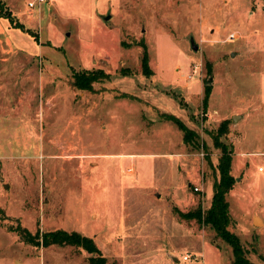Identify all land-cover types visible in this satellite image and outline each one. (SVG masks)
Here are the masks:
<instances>
[{"label":"rangeland","instance_id":"obj_1","mask_svg":"<svg viewBox=\"0 0 264 264\" xmlns=\"http://www.w3.org/2000/svg\"><path fill=\"white\" fill-rule=\"evenodd\" d=\"M99 68L110 77L76 85ZM221 122L228 228L264 264V0H1L0 264H89L23 234L58 228L93 237L108 264H232L177 212L210 205Z\"/></svg>","mask_w":264,"mask_h":264},{"label":"trees","instance_id":"obj_2","mask_svg":"<svg viewBox=\"0 0 264 264\" xmlns=\"http://www.w3.org/2000/svg\"><path fill=\"white\" fill-rule=\"evenodd\" d=\"M140 45L142 46V72L145 75H149L152 73V69L148 62L147 47L144 42H141ZM75 75L76 85L84 88H89L91 85L90 83L93 80L100 79L102 77H110V73L104 71L103 68L80 74L76 73ZM209 94L210 88L206 87L202 98L204 105L207 103ZM177 98L181 104L183 101L182 97L179 96ZM165 116L171 119L179 127V129L182 130L185 141L195 142V139L198 137V133L195 130L191 129L174 113H167ZM223 123L225 122H221L217 131L212 134L213 144L215 147L219 148L220 153L215 165V168L218 171V177L212 184L210 205L207 208H202L201 205H198L193 210L185 212L178 210L177 212L185 218L195 217L200 223L209 225L215 231L216 236L227 242L231 247L232 264H258L247 256L246 249L241 243L239 236L228 228L231 221V215L229 212V202L226 198V194L233 187L235 177L231 173L233 148L230 144L221 139V135L226 132V126ZM23 234L26 235L28 241H36L38 244L42 245L56 243L79 246L90 253L87 257L89 264H108L107 258L101 253L100 248L94 241L93 237L79 231H67L65 229L58 228L44 232L42 231L41 233L36 231L35 234L23 231Z\"/></svg>","mask_w":264,"mask_h":264},{"label":"water","instance_id":"obj_3","mask_svg":"<svg viewBox=\"0 0 264 264\" xmlns=\"http://www.w3.org/2000/svg\"><path fill=\"white\" fill-rule=\"evenodd\" d=\"M109 17V14L105 15L104 18L107 19ZM190 45L191 47L196 50L198 48V43L194 41V38L192 36L189 37ZM239 114H234L233 119H236ZM155 194L158 195L159 193L155 191ZM260 221V218L257 215H254L253 223L257 224ZM173 258L175 259L176 256L173 255ZM17 263V262H16Z\"/></svg>","mask_w":264,"mask_h":264},{"label":"built area","instance_id":"obj_4","mask_svg":"<svg viewBox=\"0 0 264 264\" xmlns=\"http://www.w3.org/2000/svg\"><path fill=\"white\" fill-rule=\"evenodd\" d=\"M36 1H40V2H41V1H43V0H36ZM34 2H35V1H30L29 4H30L31 6H33V5H34ZM194 188L197 189L198 187L195 186ZM188 257H189V254H183V255H182V258H183V259H188Z\"/></svg>","mask_w":264,"mask_h":264},{"label":"crops","instance_id":"obj_5","mask_svg":"<svg viewBox=\"0 0 264 264\" xmlns=\"http://www.w3.org/2000/svg\"><path fill=\"white\" fill-rule=\"evenodd\" d=\"M211 195H212V188H211ZM261 218V217H260ZM262 223H264V220L261 218Z\"/></svg>","mask_w":264,"mask_h":264}]
</instances>
